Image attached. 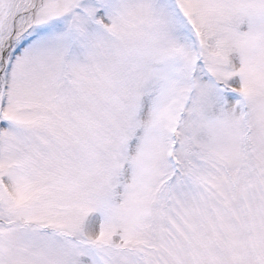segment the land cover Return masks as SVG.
Instances as JSON below:
<instances>
[{"label":"snow or ice","instance_id":"obj_1","mask_svg":"<svg viewBox=\"0 0 264 264\" xmlns=\"http://www.w3.org/2000/svg\"><path fill=\"white\" fill-rule=\"evenodd\" d=\"M0 264H264V0H0Z\"/></svg>","mask_w":264,"mask_h":264}]
</instances>
